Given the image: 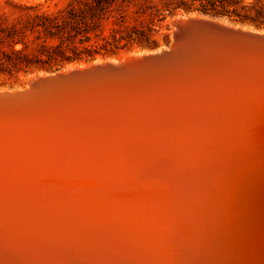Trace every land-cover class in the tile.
Here are the masks:
<instances>
[{
	"label": "bare ground",
	"instance_id": "6f19581e",
	"mask_svg": "<svg viewBox=\"0 0 264 264\" xmlns=\"http://www.w3.org/2000/svg\"><path fill=\"white\" fill-rule=\"evenodd\" d=\"M188 76L0 121V264H264V113Z\"/></svg>",
	"mask_w": 264,
	"mask_h": 264
},
{
	"label": "water",
	"instance_id": "95a60500",
	"mask_svg": "<svg viewBox=\"0 0 264 264\" xmlns=\"http://www.w3.org/2000/svg\"><path fill=\"white\" fill-rule=\"evenodd\" d=\"M223 19L199 13L189 14L174 21V31L166 49L121 62L106 61L66 72L56 71L35 77L21 89L2 90L0 121H14V118L20 116L52 110L55 112L52 111L49 117L75 120L77 115L84 113L60 110L72 109L77 101L102 98L110 100L109 104L119 100L123 101L118 104H126L128 99L120 97L124 93L135 94L137 88L140 92L147 91L151 83L161 82L163 78L182 81L192 74L198 75V79L195 76L192 80L202 81L209 87L216 86L219 89L218 95L228 90L234 92L233 95L245 97L247 105L239 111L240 114L244 115L248 110L264 113V33L245 30ZM183 70L185 75L175 79L177 73L182 74ZM202 75L207 78H202ZM214 78H218L217 82L208 81ZM100 111L96 110V113ZM120 112L116 115L112 112L113 116L108 114L105 118L91 119V124L101 127L108 121L119 124L121 119L123 122L126 119L137 123L132 117L136 113ZM236 210L234 218L230 219L232 226H227V230L230 229L227 236L232 237L230 241L235 239L241 242L248 234L245 232L246 222L241 216H236L240 214L239 208ZM226 217H230V214ZM211 264L221 262L216 260Z\"/></svg>",
	"mask_w": 264,
	"mask_h": 264
},
{
	"label": "trees",
	"instance_id": "16d2710c",
	"mask_svg": "<svg viewBox=\"0 0 264 264\" xmlns=\"http://www.w3.org/2000/svg\"><path fill=\"white\" fill-rule=\"evenodd\" d=\"M7 2L12 8L0 16V76L9 79L92 62L127 51L133 43L155 49L153 32L178 14L222 17L264 30V0H73L58 13L40 12L38 4L25 0ZM125 4L138 6L133 23L116 25L105 35L106 13Z\"/></svg>",
	"mask_w": 264,
	"mask_h": 264
},
{
	"label": "rangeland",
	"instance_id": "374dc122",
	"mask_svg": "<svg viewBox=\"0 0 264 264\" xmlns=\"http://www.w3.org/2000/svg\"><path fill=\"white\" fill-rule=\"evenodd\" d=\"M25 1L38 4L40 12H52V13H58L59 11L67 9L69 5L73 2V0H25ZM11 8L12 7L11 5L8 4L7 0H0V16L3 17V15L6 14ZM137 9L138 6L136 4H125L124 6H120V7L118 6L117 9H113L107 12L105 18L101 21V28L103 30V33L108 36L110 29L115 28L116 25L120 24L126 26L132 24L133 20L137 16L136 14ZM185 16H186L185 14H178L172 18H169L166 21V23L163 25L162 29H157L155 32H153L152 35L157 40L158 43V47L155 49L144 47L142 45H138L137 43H133L132 46L127 51H121L115 55L107 56V57L100 56L92 62H81L77 64H70V65H66L62 69L54 68L50 70H38L28 74H21L16 79L3 78L0 76V90L23 88L28 84L29 78L34 76H42L56 71H63V70L65 71L73 68H83L90 64L101 63L106 61L121 62L130 57L138 56L141 53L144 54L146 52L150 53L152 51H160V49L161 50L165 49L170 44L172 33L174 31V26H173L174 20ZM11 19H13L12 15L9 16V20ZM223 20L226 22L230 21L227 18H224ZM166 35H169L168 44L165 37Z\"/></svg>",
	"mask_w": 264,
	"mask_h": 264
}]
</instances>
